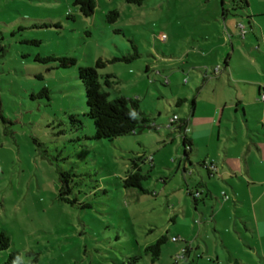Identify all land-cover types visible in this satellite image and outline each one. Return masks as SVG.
Masks as SVG:
<instances>
[{"label": "rangeland", "instance_id": "1", "mask_svg": "<svg viewBox=\"0 0 264 264\" xmlns=\"http://www.w3.org/2000/svg\"><path fill=\"white\" fill-rule=\"evenodd\" d=\"M94 1L93 14L85 16L74 0H0V232L10 237L0 264L12 249L22 264H264L262 227L245 230L239 219L245 206L226 214L219 188L210 196L187 190L184 178L188 171L197 177V167H178V122L166 127L173 114L183 115L188 105L177 100L193 85L179 60L207 32L217 39L221 0ZM247 3L224 0L225 23L233 31L241 23L256 45L251 28L261 33V25L264 35V0ZM213 9L219 22L211 25ZM111 10L118 12L113 20ZM261 45L264 51L263 37ZM50 55L76 63L63 67L45 59ZM98 59L105 63L97 70L108 97L137 98L154 127L92 138L78 66ZM134 162L143 189L123 183ZM61 172L68 174L63 196L70 202L59 198ZM162 235L152 260L144 248Z\"/></svg>", "mask_w": 264, "mask_h": 264}, {"label": "crops", "instance_id": "2", "mask_svg": "<svg viewBox=\"0 0 264 264\" xmlns=\"http://www.w3.org/2000/svg\"><path fill=\"white\" fill-rule=\"evenodd\" d=\"M221 7L224 25L218 23L215 27L217 39L213 40V30L207 32L186 49L179 60L181 74L188 73V77L193 78V85H186L189 89L179 97L185 99L180 104L187 103L188 106L182 108L183 115H178L180 122L176 124L183 123L180 129L183 157L178 159L177 165L183 172L195 170L193 165L197 167V177H194V171H188V180L184 178L188 191L194 186L196 192L210 196L214 194L213 188H219L225 195L226 214L229 208L237 214L245 206L247 210L240 211L239 215L245 230L251 228V232H255L261 226L264 232V102L260 99L264 92L261 45L264 35L260 36L263 29L256 25L261 31L256 33V28H251L257 40L254 45L252 38L247 39L246 31L242 38L237 26L234 31L227 27L226 11L223 4ZM210 12L215 18L206 22L214 25L219 16L216 9ZM236 53L241 58L239 64L234 61ZM217 66L219 69L215 70ZM181 76L183 83L188 82V78ZM212 80H216V84L213 85ZM206 85L210 87L206 88ZM204 161L213 162L215 169L209 170ZM202 167H205L207 177ZM198 187L203 188L199 190ZM256 192L257 196H244V193ZM215 217L217 219V214ZM227 218L229 223L238 224L237 218Z\"/></svg>", "mask_w": 264, "mask_h": 264}, {"label": "trees", "instance_id": "3", "mask_svg": "<svg viewBox=\"0 0 264 264\" xmlns=\"http://www.w3.org/2000/svg\"><path fill=\"white\" fill-rule=\"evenodd\" d=\"M244 6H247V0H240ZM75 3L81 4L80 11L85 15L89 16L93 14L95 8L94 0H74ZM224 0H221L223 4ZM112 14L110 20L115 19L118 15L117 10L109 11L107 17ZM138 53H133L130 56H122L120 58L114 57V59L128 60L129 58H134ZM45 59L57 60L58 64L63 67L71 66L76 63L74 57L68 56H47ZM105 65L104 61L101 59L96 60L94 66H78V77L81 80L83 87L85 89V98L87 104V116L92 119L94 126V133L92 135L93 139L101 140L108 139L112 140L116 137L126 135V134H136L141 132L146 128L154 127L150 123L149 118H147L141 111L139 107V101L137 98H127L124 96H117L110 99L108 93L102 89V85L99 79L98 68ZM112 75L107 74L104 78V84L110 85L111 80L109 77ZM184 98H178L177 102L180 103L184 101ZM73 118V117H72ZM179 118V117H178ZM74 120V119H73ZM78 122L81 121L77 120ZM179 124L180 119L175 123ZM183 124V123H182ZM182 124L177 126L180 131ZM174 126V124H173ZM183 143L186 140L183 139ZM139 159H144L139 157ZM152 161V160H148ZM204 164V162H203ZM134 171L129 172L125 175L123 183L125 186L136 187L143 189L141 185V180L144 175L141 173V167L137 162L133 164ZM60 189L59 198L70 202V199L63 194H68L70 187L68 185V174L61 172L60 175ZM166 236H160L155 242L147 245L144 250L150 253L151 259L154 260L160 255V243L165 241ZM10 246V237L5 232H0V250L8 249ZM136 257H134V260ZM1 264H22L20 253L16 249L9 251L6 259Z\"/></svg>", "mask_w": 264, "mask_h": 264}, {"label": "built area", "instance_id": "4", "mask_svg": "<svg viewBox=\"0 0 264 264\" xmlns=\"http://www.w3.org/2000/svg\"><path fill=\"white\" fill-rule=\"evenodd\" d=\"M236 26H237V29H238V31H239L241 37L243 38L244 35H245V28H244V26H243L241 23H238ZM166 38H167V37H166V34H164V33H161V34L159 35V39H160L161 41H165ZM218 69H219V66H217V67L215 68V70H218ZM260 99H261V101L264 102V92L260 94ZM178 119H179L178 116H177L176 114H173L172 117L168 120V122H167V124H166V127L169 128V129H171V128L173 127V124H174ZM148 160H152V156H151V155L148 157ZM204 165H205L209 170H214V169H215V166H214L213 162L204 161Z\"/></svg>", "mask_w": 264, "mask_h": 264}]
</instances>
